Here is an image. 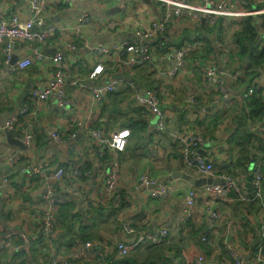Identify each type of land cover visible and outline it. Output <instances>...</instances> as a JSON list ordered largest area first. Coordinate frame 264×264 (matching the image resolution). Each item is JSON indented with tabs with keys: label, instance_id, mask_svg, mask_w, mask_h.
Masks as SVG:
<instances>
[{
	"label": "built area",
	"instance_id": "2783aa9c",
	"mask_svg": "<svg viewBox=\"0 0 264 264\" xmlns=\"http://www.w3.org/2000/svg\"><path fill=\"white\" fill-rule=\"evenodd\" d=\"M120 1L0 0V57L6 67L7 78L18 83L19 75L30 66L46 68L42 84L29 88L26 101L14 113L5 115L0 109V117L7 116L4 128L9 130L12 139L23 146V149L12 146L7 161L17 175L12 176L10 172L1 174L0 205L8 186L10 192L21 188L24 193L32 194L33 199L29 203L39 215L34 235L28 236L19 228L5 236L7 244L3 248H9L12 257L22 248L41 246L48 252L45 264H112L115 259L127 258L141 248L166 246L170 241L166 226L156 232H140L131 224L133 218L128 217L121 224L124 240L97 242L80 238L73 231L68 233L66 251L59 253L58 244L53 245L54 240L67 230L62 219L66 209L72 205L71 214L75 213V209L80 210L75 203L85 198L86 182L93 179L101 181L102 193L99 195L104 197L102 201L109 198L112 207H117L120 152L124 151L130 134L129 129L119 127L109 137L106 125L108 115L103 119L105 114L101 110L108 105L113 94L131 84L122 77L104 81L96 87L77 79L70 81L68 69L74 63L94 62L96 67L90 74L91 78L100 73L99 67L103 63L118 69L123 75L130 76L144 70L151 86L142 93H134L121 106V111L144 108L156 116L158 119L155 127L151 128L152 132L165 131L161 90L183 89L186 93L183 104L196 110L204 108L212 117L234 107L242 109L248 132L264 140V114L258 120L251 119L249 115L250 97L259 89L264 106V62L256 66L255 75L249 76L248 62L242 65L237 60L240 50L237 34L241 31L242 22L249 19L256 34V52H264V0H149L156 4L158 16L149 22L140 17L131 37L115 38L109 42L92 43L97 37L115 31L116 16L81 11L74 22L53 23L77 5L94 3L106 10ZM17 2H22L24 13L5 11ZM136 8L135 4H131L125 13L121 12L125 17L123 23L128 17L126 15ZM190 28L194 29V36L178 46L162 39L165 33L170 39L179 35L181 30ZM82 51L87 53L82 56ZM197 54L204 57L192 60L191 57ZM13 56L18 58L10 64ZM68 86L89 92V97L85 94L77 97H85L81 106L87 108V118L79 116L76 97L68 94ZM16 92H24V89L18 87ZM206 92L214 95L213 101L207 105L201 101V95ZM18 95L13 93L10 102L18 101ZM49 103L56 107L61 118L67 119L72 133L53 129L38 119V107ZM34 122L38 123L37 128L41 129L44 137L41 141H36ZM4 128L0 127V137L4 136ZM75 128L93 141L92 146L96 150L93 162L89 160L91 151L74 158L70 155L71 162L67 166L52 155L42 163L29 162L33 155L44 152L49 146L72 142L66 140L75 137ZM198 129L200 132L193 136H186L185 133L173 135L178 154L185 167L196 172L200 178L219 182L191 187L184 193L181 217L194 220L200 200L205 225L198 238L199 252L193 256L183 253L182 264H264V142H249L252 157L244 160L239 154L224 164L231 167L232 173H218L215 161L201 154L211 140L202 132V126ZM70 150L74 151L75 145ZM105 157L108 161L103 164ZM155 183L154 179L143 174L138 178L136 187L153 199L169 201L174 189L171 183L162 182L153 187ZM232 207L241 208L243 217L232 212L228 215L224 213V208ZM252 226L257 230V240L250 228ZM216 239L219 247L214 244ZM111 252L115 255L114 259L110 257ZM166 258L170 264L171 257L167 254Z\"/></svg>",
	"mask_w": 264,
	"mask_h": 264
},
{
	"label": "crops",
	"instance_id": "0c3cea01",
	"mask_svg": "<svg viewBox=\"0 0 264 264\" xmlns=\"http://www.w3.org/2000/svg\"><path fill=\"white\" fill-rule=\"evenodd\" d=\"M131 4H135L137 8L134 12L126 15L128 17L126 22L123 23L125 17L122 16L121 12L125 13ZM156 7V4L149 0H121L116 6L106 10H104V7L102 8L101 5L89 3L77 5L74 10L67 8L68 11L61 14L53 23L62 21L71 23L72 20L74 22L81 11H86L94 15H105L106 17L116 16L118 17V21L115 31L97 37L92 43L109 42L115 38L131 37L133 30L138 26L140 17L148 19L147 22H149V20L158 16ZM113 9H116V12L111 14L110 12L111 10L113 11ZM5 11L7 13H24L22 2H17L14 7L6 8ZM147 25L148 23L145 24V26ZM194 33L195 31L193 28L187 30L183 29L180 31L179 35L170 39L168 34L165 33L162 35V39L170 45L178 46L183 41H189V39L194 36ZM48 53L50 54V51H48ZM86 53L87 51H82L80 54L83 56V54ZM95 67L96 65L94 62L90 60L72 64L70 69H68L70 81L77 79L81 82L92 84V87H96L105 83L104 81L122 77L126 82L130 83V87L110 97L108 105L101 110V113L105 114L103 119L108 115L106 125L109 137L117 132V129L123 122L125 123L132 119V123H138V135L140 138H138L136 132L129 134L126 147L124 151L120 152L121 168L119 173L117 207H112V200L109 198H107L106 201H102L104 197L99 195L102 193L101 181L93 179L85 183V198L75 203L80 210L75 209V213L71 215L67 214L62 217L64 225L66 229H68V226L71 228L76 227L74 233L80 238L97 242L105 240L108 243H113V241H119L123 238L121 224L123 220L128 217L133 218L130 222L134 228L140 232H156L162 226H166L170 233V241L166 246L144 247L132 253L126 259H131L136 264H168L169 261H166V255L168 254L171 257L170 264H182L185 256H182L183 253H187L188 256H193L195 252H199L198 238L205 225V219L202 217L203 210L200 200L195 209L194 220L183 219L181 217L184 193L193 186L182 178L172 179L169 181L174 188L171 198L167 202H161L160 200L150 197L149 194L145 193L142 189H138L136 187V182L143 174L157 181L160 178H167V176H170L174 172L183 173L195 179L200 178L196 172L185 167L178 154L175 141H173V135L180 136L183 133H185L186 136L196 135L200 132L198 129L200 126L203 127L202 132L205 136H208L211 140L203 147L201 154L206 159L215 161L218 173H220L219 168H221L223 164L231 162L244 148L247 149L248 159H250L252 157V151L249 149V143H244L242 139L238 138L236 131L239 124L240 128L242 124V127L249 133L247 124L244 122V120H246L245 114L242 109L234 107L220 115H214L212 117L204 108L196 110L183 104L184 98L186 97V93L183 89L179 91L161 90L163 99L161 111L165 116V131L152 132L151 128L155 127L157 123L158 118L156 116L149 113L144 108L129 109V113L121 111V106L125 101L129 100L134 93H142L146 88L151 86V82L145 77L144 70H138L130 76L123 75L118 72V69L117 71L111 66L103 63L102 67H99L100 73L97 74L95 78H91L90 74ZM142 72L144 77L141 76ZM45 73V67L33 65L19 75L18 83H14L9 77L7 78L6 67L2 63L0 57V109L3 113L5 115L14 113L15 109L26 101L27 96H25V101L21 99V94H23V92H16L18 87L22 90L24 89V91L28 87V91L29 88L35 84L41 85ZM76 90L78 92H76ZM76 90L74 87H67L68 94L75 95L76 97L78 103L77 111L80 110L79 116L87 118V108L81 106L85 97H77L82 94L89 97V92L83 88ZM13 93L19 94L18 101L15 103L9 100ZM213 99L214 95L212 92H206L201 95V101L205 105L209 104ZM37 117L42 124H48L53 129H57L63 133H72L67 125V119L61 118L56 107L50 105V103L38 107ZM201 118H203V120H201ZM115 125H117V127ZM74 133L75 137L73 139L66 140L72 142L64 143L57 147L49 146L44 152L40 151L35 156L33 155L29 162L42 163L46 161L48 158L47 156L50 157L52 155L55 157V160L61 161L67 166L71 162L69 160L70 155L73 158L79 157L89 151L92 152L89 160L93 162V154L94 151L96 152L95 148L92 146L93 141L83 132L77 131L76 128L74 129ZM72 145H75L74 151L70 150ZM228 147H230L229 151ZM12 150L13 147L7 143L6 137H0V181L2 172H10L12 176L17 175V171L14 169L11 170L7 163ZM29 162L27 164H29ZM225 171L227 172V170ZM222 172L224 171H221V173ZM230 173H232V170ZM31 199H33L32 194L28 192L24 193L21 188L14 192H10L8 186L4 190L3 202L0 205V264H16L22 257L27 259V257L23 255L12 259V256L9 254V248L4 249L3 246L7 244V242L5 243V236L9 235L10 232L17 231L19 228L20 231L28 236H32L36 233L39 215L35 213L34 208H31L33 205L29 203ZM223 211L226 215L232 212L233 214L236 213L239 215L240 218L243 217V212H241V208L238 207L236 209H233V207L230 209L224 208ZM250 228L257 240L258 235L256 228L254 226ZM67 238L68 232L66 230V232L61 233L60 236L54 240L53 245L58 244L59 253L67 250ZM124 239L126 238L124 237L122 240ZM214 244L219 247L220 243L216 239L214 240ZM159 247L162 248V254L152 255L150 251ZM44 250L47 251L46 248L41 246H36L34 248L36 259L39 253ZM142 253H144L143 259H141ZM114 256V253L111 252V259H114ZM29 258L30 256H28V259ZM33 263L34 262H32V264Z\"/></svg>",
	"mask_w": 264,
	"mask_h": 264
},
{
	"label": "trees",
	"instance_id": "16d2710c",
	"mask_svg": "<svg viewBox=\"0 0 264 264\" xmlns=\"http://www.w3.org/2000/svg\"><path fill=\"white\" fill-rule=\"evenodd\" d=\"M264 18V16H263ZM255 38H256V34H255V30L254 28L251 26L250 24V19L246 20L245 22H242L241 24V31L237 34V42L238 45L240 47L239 50V54L237 56V60L243 65L244 63L248 62V69L251 70L249 74V76H253L256 74L255 68L257 65L261 64L264 62V52H262L261 54L256 52V46H255ZM211 50V49H210ZM204 55L201 54H197L191 57L192 60H195L196 58H203ZM249 110H250V117L251 119H255L258 120L259 118H261V116L264 114V106H263V98H262V94H261V90H257V92L252 95V97H250V101H249ZM27 121L23 122L26 123ZM35 124V133H36V141H41L44 139L42 133H41V129L37 128L38 123L34 122ZM138 123L133 122L132 123V119L128 120L127 122H123L122 125L120 126V128L123 129H129L130 130V134L136 132V134H139V129L137 127ZM246 129H244L242 126L240 129L237 130V136L238 138L242 139L244 141V143H249L253 140L255 141H263L264 140H260L258 139L255 135L247 133ZM138 138L139 135H138ZM43 144H40V146H42ZM242 149V147H241ZM240 156L242 159L247 160L248 159V152L247 149L244 148L243 151L240 153ZM108 161V157H105L102 162L107 163ZM225 170H227L228 173H230L231 171V167L230 166H224V164L222 165L221 168H219V172L221 173V171L226 172ZM72 206V205H71ZM71 206L68 207L66 209V213L70 214V210H71ZM65 215H62V217H64ZM63 219V218H62ZM74 231V228H71L70 226H68L67 232L71 233ZM33 253V256H32ZM26 256L27 259L25 258H20L18 260V262H16V264H32V262L36 263V264H45V261L48 259V252L47 251H41L39 253L38 258L36 259L35 257V252H34V248L30 247L28 249L26 248H22L20 249L17 253H15L12 257L16 258L17 256ZM28 256H30V258L28 259ZM38 259L40 260L38 262ZM116 261L113 262L112 264H136L133 260L131 259H115ZM167 261V260H166ZM33 263V264H34Z\"/></svg>",
	"mask_w": 264,
	"mask_h": 264
},
{
	"label": "water",
	"instance_id": "95a60500",
	"mask_svg": "<svg viewBox=\"0 0 264 264\" xmlns=\"http://www.w3.org/2000/svg\"><path fill=\"white\" fill-rule=\"evenodd\" d=\"M117 10H119V9H117ZM115 12H116V9H113V11L111 10L110 13L113 14ZM111 14H109V15H111ZM17 58L18 57L13 56L10 64L15 63ZM27 89H28V87H27ZM27 89L23 92V94H21V99H23V101L26 98L25 96H27V94H28L27 93ZM6 119H7V116L0 117V124H1V126L3 128L5 126ZM3 132H4V136L6 137V141H7V143L10 146H14V147H17L19 149H23V146L17 140H14V139L11 138L10 132H9V130L7 128H4ZM176 178H182V179L186 180L190 185H192L195 188H199V187H201L203 185L217 184L219 182L218 180H213V179H210V178H198V179H195V178H193V177H191L189 175H185V174L179 173V172H174L170 176H167V178L158 179L153 187H157L158 184H160L162 182H169L172 179H176Z\"/></svg>",
	"mask_w": 264,
	"mask_h": 264
},
{
	"label": "rangeland",
	"instance_id": "374dc122",
	"mask_svg": "<svg viewBox=\"0 0 264 264\" xmlns=\"http://www.w3.org/2000/svg\"><path fill=\"white\" fill-rule=\"evenodd\" d=\"M142 71H143V70H142ZM141 76L144 77L143 72H142ZM124 112H128V113H129L130 111H129V109H128V110H125ZM118 116H119V115H118ZM119 117H120V116H119ZM150 252L152 253V255H156V254L160 255V254H162V248L159 247V248H156V249H152ZM143 254H144V253H142V258H141V259H143ZM137 260H138V258H137Z\"/></svg>",
	"mask_w": 264,
	"mask_h": 264
}]
</instances>
